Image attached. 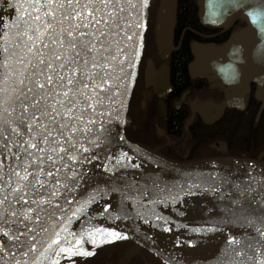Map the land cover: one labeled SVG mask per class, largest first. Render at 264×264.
I'll return each mask as SVG.
<instances>
[{
	"label": "water",
	"instance_id": "obj_1",
	"mask_svg": "<svg viewBox=\"0 0 264 264\" xmlns=\"http://www.w3.org/2000/svg\"><path fill=\"white\" fill-rule=\"evenodd\" d=\"M161 1V47H167L170 35L164 27L174 23L176 0ZM50 2L57 6L50 9ZM78 2L94 4L101 22L87 27L86 20L79 26L67 0L5 3L0 25V264H47L73 229L103 222L131 232L134 221L156 219L200 232L183 237L181 244L165 243V249L150 245L168 264H259L264 259V166L242 160L179 166L127 140L122 127L143 47L145 8L139 0H108L109 7L104 0ZM197 2L201 21L213 24L237 14L247 25L222 48L195 47L190 71L223 66L226 81H263L264 0ZM70 12L79 32L91 35L68 37L62 31L69 29ZM83 12L90 19V9ZM37 15L52 24L42 39L27 27ZM69 40L78 46L69 47ZM87 40L94 47L85 46ZM45 76H52L53 84ZM69 79L74 83L69 85ZM102 79L105 86L94 89ZM118 149L145 166L137 174L110 168L109 155ZM25 169L29 181L18 188ZM192 200L197 202L193 208L187 206ZM178 238L165 234L168 240Z\"/></svg>",
	"mask_w": 264,
	"mask_h": 264
},
{
	"label": "flooded vegetation",
	"instance_id": "obj_2",
	"mask_svg": "<svg viewBox=\"0 0 264 264\" xmlns=\"http://www.w3.org/2000/svg\"><path fill=\"white\" fill-rule=\"evenodd\" d=\"M161 8V0H149L145 8L146 29L123 122L124 136L179 166H220L227 160L264 166V79L226 81L223 66L197 72L189 69L195 47H224L245 29L244 17L230 14L211 24L200 20L197 0H176L174 23L164 27L169 31V44L161 47ZM108 164L131 174L145 166L119 149L111 151ZM189 202L185 203L189 207L197 205L194 200ZM134 223L131 232L103 222L70 230L58 246L60 254L54 263L168 264L150 245L165 249V243L181 244L183 237L200 234L165 219ZM98 230L121 236L113 239ZM170 232L179 238L165 239Z\"/></svg>",
	"mask_w": 264,
	"mask_h": 264
},
{
	"label": "snow or ice",
	"instance_id": "obj_3",
	"mask_svg": "<svg viewBox=\"0 0 264 264\" xmlns=\"http://www.w3.org/2000/svg\"><path fill=\"white\" fill-rule=\"evenodd\" d=\"M140 2V7L141 8H146L148 6V3H149V0H139ZM41 7L43 5H40ZM57 5L55 3H48V7L51 9V8H54L56 7ZM111 6L110 3L108 2V0H104V7H109ZM132 7H135V5H131ZM33 7H36V5H33ZM59 7L61 9H63L65 7L64 4H60ZM67 7L69 9H71L72 12H75V15L76 17L78 18V22H79V26H85L84 25V22L86 20H88V24H87V27H92L93 23H100L101 20H97L96 17H95V11H96V8H95V5L94 4H85V5H81L79 4L78 0H76V3H75V6L73 7V0H67ZM76 9H81V11H76ZM83 9H90V19L89 17H86L84 15V12H83ZM119 11H123V9H118ZM114 14V13H113ZM262 14H264V12H262ZM253 19H255L256 17V12L253 11L251 13ZM47 16V14H46ZM103 19V18H101ZM68 21H69V29H62V31L66 32L67 33V36L68 37H72L73 36V33H78L81 37H84V36H89L91 35L90 33H87V32H84V33H80L79 32V28L74 25L72 23V17H71V12L69 14V17H68ZM26 25H27V22L25 21L24 22ZM41 25H43V28L41 27ZM27 27L29 29H32V28H35V31H36V39H42V31L44 30H47V29H50L52 27V24L51 23H45L44 21L41 20V17H39L38 15L35 16L33 18V22L31 25H27ZM135 27L137 28H140V27H143L142 24H136ZM26 34V33H25ZM125 38L126 39H132V37L128 36L127 33H125ZM29 39L31 40L32 37H29ZM139 39L142 40V37H139ZM55 43V41H53ZM83 44L85 46H91V47H94V45L92 44L91 40H87V41H84ZM78 45L74 42H72L71 40H69V47L75 49ZM119 51V50H118ZM136 53L134 52V57H135ZM261 55V58H264V51H261L260 53ZM55 59L57 61L61 60L62 57L60 56H56ZM115 59V57L113 58ZM41 63H43V61H41ZM64 65L62 64L61 65V68H63ZM93 67H101V65H97V64H93ZM47 68L49 70H52L53 69V64L49 63L47 64ZM106 75V74H105ZM62 79V78H61ZM45 80L47 82V84H53V77L52 76H45ZM67 83L69 85L73 84L74 81L72 79H69L67 81ZM107 83L106 80L102 79L101 80V83L99 85H93V88H103L105 86V84ZM38 86L42 89L44 88V84L43 83H39ZM84 87H87L86 85ZM95 94V93H94ZM65 95H67V93H65ZM65 115H67V112L65 113ZM71 131L72 132H75L76 129L75 127L71 128ZM51 135V134H49ZM44 141L47 143L48 142V137H44ZM32 148H37L38 146L36 144H31L30 145ZM40 151H43V149H40ZM53 151H55V149H53ZM29 155H31V153H29ZM49 159H51V157H49ZM29 173L27 172V169L24 170V175L19 177V181L17 183V187L19 188L20 187V183L23 182V181H29ZM48 175H51V173H48ZM36 183L37 184H40L41 181L39 179H36ZM24 187H28L27 184L24 185ZM33 210L31 208L28 209V212H32ZM13 215H16V213H13ZM25 216H27V213H24ZM100 232H108V230H98ZM108 234L111 236V238L115 239V238H118L121 236L120 233H117L115 231H111V232H108ZM5 235H8V233H5ZM262 235H264V233H262ZM103 242V241H101ZM77 243H79V241H77ZM93 243H95V240H93ZM65 251H67V249H65ZM264 255V254H262ZM259 264H264V259H261L259 261Z\"/></svg>",
	"mask_w": 264,
	"mask_h": 264
},
{
	"label": "rangeland",
	"instance_id": "obj_4",
	"mask_svg": "<svg viewBox=\"0 0 264 264\" xmlns=\"http://www.w3.org/2000/svg\"><path fill=\"white\" fill-rule=\"evenodd\" d=\"M7 1L8 0H0V25H1V20L4 18V15L6 14L5 3ZM1 17H2V19H1ZM0 34H1V32H0ZM0 37H1V35H0ZM59 254H60V248L57 247L56 250L53 253H51V255L49 256L47 264H55L54 263L55 258H57L59 256Z\"/></svg>",
	"mask_w": 264,
	"mask_h": 264
},
{
	"label": "bare ground",
	"instance_id": "obj_5",
	"mask_svg": "<svg viewBox=\"0 0 264 264\" xmlns=\"http://www.w3.org/2000/svg\"><path fill=\"white\" fill-rule=\"evenodd\" d=\"M4 5V4H3Z\"/></svg>",
	"mask_w": 264,
	"mask_h": 264
}]
</instances>
